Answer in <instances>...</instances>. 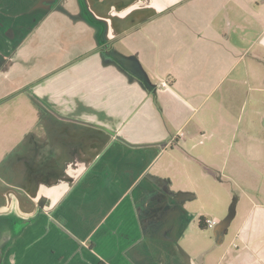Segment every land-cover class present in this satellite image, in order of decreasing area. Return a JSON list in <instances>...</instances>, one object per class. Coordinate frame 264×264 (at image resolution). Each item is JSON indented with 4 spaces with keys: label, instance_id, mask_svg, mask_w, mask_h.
I'll use <instances>...</instances> for the list:
<instances>
[{
    "label": "crops",
    "instance_id": "crops-1",
    "mask_svg": "<svg viewBox=\"0 0 264 264\" xmlns=\"http://www.w3.org/2000/svg\"><path fill=\"white\" fill-rule=\"evenodd\" d=\"M0 35V264H264V198L211 202L264 178V0H0Z\"/></svg>",
    "mask_w": 264,
    "mask_h": 264
},
{
    "label": "rangeland",
    "instance_id": "rangeland-1",
    "mask_svg": "<svg viewBox=\"0 0 264 264\" xmlns=\"http://www.w3.org/2000/svg\"><path fill=\"white\" fill-rule=\"evenodd\" d=\"M3 35H0V37H3ZM4 44H6V42L0 39V58L5 59L3 62L6 63L3 70L4 76L0 79V82L1 85H3L2 82L4 80L5 88L8 89L7 93H10L19 89L20 81L26 82V80H20V77H24V79L29 78L30 74L32 73V68L31 64H24L21 66L17 65L16 61H12V63L9 64L7 60H10V55L12 54V51L10 48H8V46H4ZM3 47H6L8 51V56L5 54L6 50H4ZM5 78L8 80L7 83L5 82ZM11 82L12 86L10 87ZM257 105L258 106L256 107V110L250 109V105H248L246 111L242 112V117L239 120L240 124H238L240 125V127L237 128L235 126L233 135L237 136L238 142H247L249 147V153L255 154L253 155L254 158L257 160V162L255 163L264 165V96L262 101L260 103L258 102ZM18 107L19 104L16 103L15 98L8 99L7 101L0 103V138L5 132L9 131L11 124H15V116L11 117V114L13 115V113L17 110ZM253 109L255 108L253 107ZM14 115H17V112H15ZM7 144L10 146L9 142H7ZM7 144H0L2 152H4V149H7L9 147L7 146ZM250 163L251 162L249 161L247 162L248 167H250ZM236 176L238 175L225 176L226 178L224 179V181L225 183H227V187L224 186L223 188L219 185H216V181L211 178L212 203H216L214 201H217V198L220 199L221 197L223 199H227V202L231 203H233V201L235 202L237 198L240 200H247L245 197H243V193H247L254 199L264 198V178H253L252 174H250L248 178L247 176H245L244 181H241L240 178ZM16 228H18V226H16ZM16 230L17 229H15V231ZM212 234L213 233H211V236ZM1 245L2 244L0 241V247Z\"/></svg>",
    "mask_w": 264,
    "mask_h": 264
},
{
    "label": "built area",
    "instance_id": "built-area-1",
    "mask_svg": "<svg viewBox=\"0 0 264 264\" xmlns=\"http://www.w3.org/2000/svg\"><path fill=\"white\" fill-rule=\"evenodd\" d=\"M161 85H162V86H167V82H162ZM179 133H180V132H179ZM180 134H182V133H180ZM175 137H176V136H175ZM172 140H174V138H172ZM207 221L210 222V223H212V224L215 223V221H211V220H210V221L207 220Z\"/></svg>",
    "mask_w": 264,
    "mask_h": 264
},
{
    "label": "trees",
    "instance_id": "trees-1",
    "mask_svg": "<svg viewBox=\"0 0 264 264\" xmlns=\"http://www.w3.org/2000/svg\"><path fill=\"white\" fill-rule=\"evenodd\" d=\"M97 264H106L105 262H103V261H100V262H98Z\"/></svg>",
    "mask_w": 264,
    "mask_h": 264
}]
</instances>
